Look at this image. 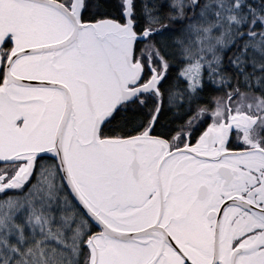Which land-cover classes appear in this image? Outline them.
Listing matches in <instances>:
<instances>
[{
    "label": "snow or ice",
    "instance_id": "obj_1",
    "mask_svg": "<svg viewBox=\"0 0 264 264\" xmlns=\"http://www.w3.org/2000/svg\"><path fill=\"white\" fill-rule=\"evenodd\" d=\"M0 264H264V0H0Z\"/></svg>",
    "mask_w": 264,
    "mask_h": 264
}]
</instances>
